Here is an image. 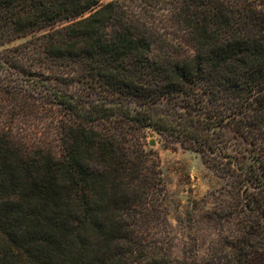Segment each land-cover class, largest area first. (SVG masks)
Wrapping results in <instances>:
<instances>
[{
  "label": "trees",
  "instance_id": "obj_1",
  "mask_svg": "<svg viewBox=\"0 0 264 264\" xmlns=\"http://www.w3.org/2000/svg\"><path fill=\"white\" fill-rule=\"evenodd\" d=\"M156 1L192 54L122 0H0V264H188L148 128L224 181L201 264H264V0Z\"/></svg>",
  "mask_w": 264,
  "mask_h": 264
},
{
  "label": "rangeland",
  "instance_id": "obj_2",
  "mask_svg": "<svg viewBox=\"0 0 264 264\" xmlns=\"http://www.w3.org/2000/svg\"><path fill=\"white\" fill-rule=\"evenodd\" d=\"M108 1L110 0H101L100 3ZM122 1L131 18L145 21L152 27L155 36L153 37V53L155 55H162L163 52L168 53L178 43L181 44L184 53H193L191 46L182 43L179 32L175 31L173 27L167 26L168 22L160 21L164 12L161 9L163 7L161 1ZM21 40H17L16 43ZM163 41L168 45L165 44L161 49L158 48V42L160 44ZM144 142L146 150H154L159 156L168 194L169 223L178 238L175 252L180 254L185 249L187 250L188 264H201L204 262L201 258L209 257L210 247L214 241L220 240L221 232L216 229V221L214 222L208 217L210 208L212 209L215 202L208 200L209 203H204L200 199L206 197L210 192L218 194L224 181L204 164L199 152L184 148L178 142L174 143L173 148L166 145L161 134L152 128L147 129ZM228 144L229 153L241 158L243 162L251 161L249 153L240 147L238 140L233 136H230Z\"/></svg>",
  "mask_w": 264,
  "mask_h": 264
}]
</instances>
